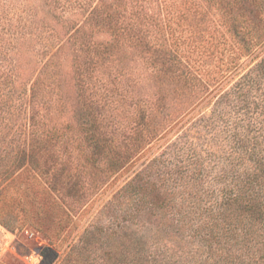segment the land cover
I'll use <instances>...</instances> for the list:
<instances>
[{
  "label": "rangeland",
  "instance_id": "obj_1",
  "mask_svg": "<svg viewBox=\"0 0 264 264\" xmlns=\"http://www.w3.org/2000/svg\"><path fill=\"white\" fill-rule=\"evenodd\" d=\"M261 31L264 0H0V264H25L31 252L58 264L82 238L93 264L118 237L122 264H264L260 238L204 214L210 183L196 175L208 171L207 141L228 148L231 102L209 116L263 57L264 36L240 50ZM167 49L187 65L169 72ZM41 143L47 155L32 170L26 155ZM49 151L67 164L69 185ZM54 174L70 221L49 262L45 236L17 202L28 185L42 203Z\"/></svg>",
  "mask_w": 264,
  "mask_h": 264
},
{
  "label": "trees",
  "instance_id": "obj_2",
  "mask_svg": "<svg viewBox=\"0 0 264 264\" xmlns=\"http://www.w3.org/2000/svg\"><path fill=\"white\" fill-rule=\"evenodd\" d=\"M263 34V31L255 34L250 32L251 37L249 40L240 46L241 53L248 54L253 51L261 43L260 38L264 36ZM242 40H244V34ZM171 51L173 50L167 49L159 53L162 66L173 73L175 69H171V65L177 68L178 65L184 63L187 65V63H182L176 58V55H171ZM236 62L234 61L233 64H236ZM219 72L220 69L213 74L216 76ZM179 76L183 78L187 75L180 72ZM187 78L191 81L193 77ZM208 78L211 80L214 77ZM183 81V83L186 82ZM200 94L194 92L191 95L196 96V99H200ZM226 100L231 102L232 118L237 121L234 125L227 127L230 129H228L229 137L224 140H227L228 143L225 141V144H228V148L218 153L219 145H215L211 140L207 141L204 159L208 163V171L204 174L203 170L200 169L196 173L199 177L204 176V180L207 179L210 183L208 189H210L209 196L211 200L208 206L204 208V214L208 219H211L213 224L225 223V232L235 233L240 229L251 239L254 237L255 240L260 238L253 245L257 246L255 251L261 250L264 253V55L254 66L249 68V72L242 74L230 85L227 91L219 95L217 101L214 102L215 110L211 112L209 119L212 116L214 117L215 111L221 110L220 104ZM215 118L217 119V117ZM141 119H144L143 115ZM224 123H227V121H224ZM43 146L41 143L38 147L32 146L28 150L26 158L32 162V170L42 168V165H37L38 162L34 161V158L36 155H47V152L44 151L48 148ZM95 146L98 147L97 143ZM48 154L54 156L52 168H57V166H61L60 169L66 168L67 164L64 165L57 161V155H53L50 151ZM214 165L220 166V170L216 174H212L215 169ZM211 169L213 170L211 171ZM41 171L43 175H47L46 178L49 176L48 169H41ZM64 171H66V173L64 172L66 178L61 179L60 183L69 185V172L66 169ZM60 174H63V172ZM34 179L36 180L35 177ZM57 179L60 180L54 174L53 180L48 181L52 186L51 189L50 186H48V189L42 188V194H45L42 203H39L35 196L37 191L31 190L28 185L20 190L17 202L20 211L28 217V222L45 236L47 240L46 248L50 251L47 255L49 262L56 256V253H54L55 243L60 239L70 221V216L65 211L62 203L52 195V190L56 188V184L59 182ZM12 180L8 183H12ZM3 189L4 186H1L0 193ZM158 198V196L154 198L155 202H158ZM47 208L50 211L60 210L61 214L59 216L41 215L46 214V211L48 213ZM118 238L113 242L112 248L106 251L104 256L96 258L93 264L100 263V261L101 264H122L120 256L122 255L124 240ZM85 240L86 238H82L80 244L77 243L72 246L64 257L59 260L58 264H86L85 258L82 259L83 253L82 255L80 253L88 244V240L87 243ZM243 246L248 245L240 242L238 248H243ZM76 249H79V255Z\"/></svg>",
  "mask_w": 264,
  "mask_h": 264
},
{
  "label": "built area",
  "instance_id": "obj_3",
  "mask_svg": "<svg viewBox=\"0 0 264 264\" xmlns=\"http://www.w3.org/2000/svg\"><path fill=\"white\" fill-rule=\"evenodd\" d=\"M26 234L28 236H32V233H28V231H26ZM7 251V248L4 247L3 243L0 241V257ZM25 258H27L29 261L26 262L25 264H38L40 259H41V255L38 254L37 252H31L29 255L25 256Z\"/></svg>",
  "mask_w": 264,
  "mask_h": 264
}]
</instances>
